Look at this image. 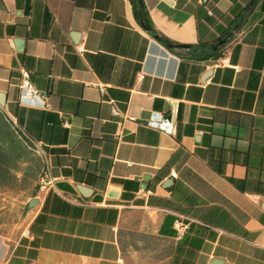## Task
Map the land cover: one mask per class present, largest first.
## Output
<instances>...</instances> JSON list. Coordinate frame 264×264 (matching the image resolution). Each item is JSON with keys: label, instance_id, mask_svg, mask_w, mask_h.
Returning a JSON list of instances; mask_svg holds the SVG:
<instances>
[{"label": "crops", "instance_id": "crops-1", "mask_svg": "<svg viewBox=\"0 0 264 264\" xmlns=\"http://www.w3.org/2000/svg\"><path fill=\"white\" fill-rule=\"evenodd\" d=\"M142 1L190 48L131 0H0V264H264V0Z\"/></svg>", "mask_w": 264, "mask_h": 264}, {"label": "built area", "instance_id": "built-area-1", "mask_svg": "<svg viewBox=\"0 0 264 264\" xmlns=\"http://www.w3.org/2000/svg\"><path fill=\"white\" fill-rule=\"evenodd\" d=\"M241 40V37L237 36L235 39L227 43L224 47L222 56L217 61V65L220 67H232L231 55L235 45ZM78 53L82 54L85 49L81 45L77 48ZM21 89L23 96L27 97L29 100H32L39 104L42 107H45L47 95L40 93L35 87L31 84L28 73H24L21 83ZM116 115L119 114L118 111L115 112ZM148 126L153 128L162 134L172 137L176 134V122L169 116L164 115L163 113L154 112L152 117L148 122ZM40 155L43 159L44 167L42 169V174L40 178V189L46 190L50 187L55 186L56 178L52 175V164L50 156L44 150H40ZM172 177L176 179L178 177L177 173H173ZM189 223L179 219L176 221V227L180 235L185 234L189 230ZM25 237H31L30 232H26Z\"/></svg>", "mask_w": 264, "mask_h": 264}, {"label": "trees", "instance_id": "trees-1", "mask_svg": "<svg viewBox=\"0 0 264 264\" xmlns=\"http://www.w3.org/2000/svg\"><path fill=\"white\" fill-rule=\"evenodd\" d=\"M133 7H134V13L135 16L137 18V20L148 30L150 31V33L152 35H154L161 43H163L165 46H167L168 48H170L172 51H174V49L179 48L180 45L172 42L171 40H169L168 38H166L163 35H160L156 29L153 26V23L150 19L148 10L146 5L143 3L142 0H131ZM29 141V140H28ZM31 146L33 148L34 147V143L30 142ZM46 152V151H45ZM42 174V171H41ZM41 174H40V178H41ZM4 175H0V178H3ZM39 178V180H40Z\"/></svg>", "mask_w": 264, "mask_h": 264}, {"label": "rangeland", "instance_id": "rangeland-1", "mask_svg": "<svg viewBox=\"0 0 264 264\" xmlns=\"http://www.w3.org/2000/svg\"><path fill=\"white\" fill-rule=\"evenodd\" d=\"M11 212L10 214L6 215V216H1L0 217V225H3V224H10L11 225V228L14 224H19L20 222V217H21V209L20 207H13L11 206Z\"/></svg>", "mask_w": 264, "mask_h": 264}, {"label": "water", "instance_id": "water-1", "mask_svg": "<svg viewBox=\"0 0 264 264\" xmlns=\"http://www.w3.org/2000/svg\"><path fill=\"white\" fill-rule=\"evenodd\" d=\"M224 43H226V40H223V41L221 42V44H224ZM179 48H181V49H189L190 47H189V46H183V45H180ZM37 204H38V199H34V200H32V201L30 202V204L28 205V209H31V208L35 207Z\"/></svg>", "mask_w": 264, "mask_h": 264}]
</instances>
